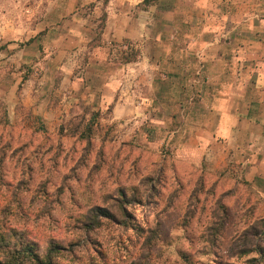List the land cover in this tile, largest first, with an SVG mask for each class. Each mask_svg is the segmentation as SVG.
Segmentation results:
<instances>
[{"label": "rangeland", "instance_id": "374dc122", "mask_svg": "<svg viewBox=\"0 0 264 264\" xmlns=\"http://www.w3.org/2000/svg\"><path fill=\"white\" fill-rule=\"evenodd\" d=\"M148 3L156 7L152 38L193 33L181 21L166 28L165 4ZM94 11L81 0H0V226L25 232L12 256L36 264L15 251L45 260L56 242H75V260L68 252L49 258L103 264V253L105 264H129L140 226L159 238L143 264H264V177L251 181L233 162L210 174L204 163H180L159 126L182 104L152 94L145 65L120 70L136 51L138 61L147 49L159 60L166 44L184 43L106 38V14ZM119 203L131 214L127 226L107 220L83 247L76 220L94 206L121 217Z\"/></svg>", "mask_w": 264, "mask_h": 264}, {"label": "crops", "instance_id": "0c3cea01", "mask_svg": "<svg viewBox=\"0 0 264 264\" xmlns=\"http://www.w3.org/2000/svg\"><path fill=\"white\" fill-rule=\"evenodd\" d=\"M81 1L92 3L96 13L104 11L106 38L150 46L174 39L184 43L166 44L155 54L159 60L147 49L140 61L120 68L134 73L145 65L152 94L182 104L177 116L167 113L159 126L180 163L193 169L204 163L210 174L233 162L251 181L264 177L259 173L264 169V0H158L168 9L166 28L181 21L194 31L153 38L156 7L149 0ZM187 9L199 14L192 18L182 12ZM160 83L163 91L157 92ZM199 103H205L204 111L196 109Z\"/></svg>", "mask_w": 264, "mask_h": 264}, {"label": "trees", "instance_id": "16d2710c", "mask_svg": "<svg viewBox=\"0 0 264 264\" xmlns=\"http://www.w3.org/2000/svg\"><path fill=\"white\" fill-rule=\"evenodd\" d=\"M106 20V15H105ZM140 56L139 51H136L131 56L126 57V63H132L137 62L138 58ZM18 194H13L10 199L16 200L18 199ZM117 202V200H116ZM122 207L119 203V207ZM122 215L119 217L115 213L109 211L108 209L101 207V206H94L93 208L89 209L87 214L85 216H82L81 219L76 220L75 230H81L83 232V238H82V245L83 247L91 245L93 246V241L91 240V233L96 232L104 227L105 221H111L112 223L118 225V226H127V222L122 219L131 218V214L128 212L127 207L124 206L121 209ZM22 213L24 214V210L22 209ZM135 229L137 231V239L141 241L142 244L140 247L139 252H137V256H134L132 259V262L129 264H143L144 259L147 257L145 251L147 249L150 250V248H147V245L154 240L158 239L157 232L150 231L148 229H144L143 227L136 226ZM20 229V228H19ZM124 233V232H123ZM25 232H22L14 227H9L5 225L0 226V264L3 259L2 264H23L20 263L19 260L12 254L11 246L15 241H17V236H23ZM125 234V233H124ZM124 234H122L120 237L118 236L117 244L124 248L123 240H124ZM8 236H10V239H8ZM21 238V237H20ZM81 243H75V242H68L67 244L56 242L52 245L50 250L48 251V254L45 255L43 260L41 257L33 254L31 251L24 250L23 252L21 250H16V254L21 256L22 258L27 259L28 257H32L35 259L36 264H54V262L49 258L50 254L59 256L65 252H68L71 254L75 260L76 258V247ZM13 255V256H12ZM100 258L103 261V264H105L104 261V254H99ZM102 256V257H101ZM5 259V260H4Z\"/></svg>", "mask_w": 264, "mask_h": 264}]
</instances>
